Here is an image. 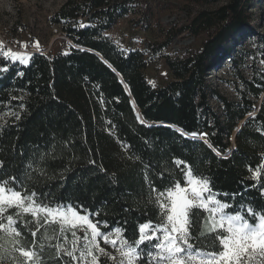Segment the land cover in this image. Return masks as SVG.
<instances>
[{
  "label": "trees",
  "instance_id": "obj_1",
  "mask_svg": "<svg viewBox=\"0 0 264 264\" xmlns=\"http://www.w3.org/2000/svg\"><path fill=\"white\" fill-rule=\"evenodd\" d=\"M127 1L87 0L83 13H91L97 26L69 25L71 45L65 53L34 54L27 66L0 57V68H8L0 71V180L16 176L27 190L52 202L82 206L97 214L91 217L94 221L125 228L129 240L138 236L139 224L160 222L158 209L149 203L153 194L145 177L159 190L174 179L182 182L174 158L208 177L220 199L264 208L260 184L252 187L249 171L264 162V80L236 74L237 104L217 96L222 117L208 104L210 71L223 58L231 61L233 47L253 32V14L247 10L252 0H213L220 3L217 8L196 12L185 4L187 21L176 34L203 39L199 49L165 58L172 78L158 88L145 80L142 52L119 51L104 36L127 12ZM175 2L141 0L135 26L149 27L151 4L156 12L166 13ZM82 7L68 1L52 21H74ZM247 54L264 61V40ZM191 133H206L213 148ZM202 219L194 225V237ZM17 226L24 245L32 246L31 231ZM30 227L35 230L34 224ZM43 229L36 241L37 251L41 242L45 244L44 264H71L66 256L52 258L55 249L41 240ZM192 242L213 250L211 239Z\"/></svg>",
  "mask_w": 264,
  "mask_h": 264
},
{
  "label": "snow or ice",
  "instance_id": "obj_2",
  "mask_svg": "<svg viewBox=\"0 0 264 264\" xmlns=\"http://www.w3.org/2000/svg\"><path fill=\"white\" fill-rule=\"evenodd\" d=\"M33 46L39 50L38 42ZM0 57L25 66L31 59L29 54L6 49L2 41ZM7 70L6 66L0 68V71ZM197 135L213 148L206 133H191L193 139ZM173 164L180 170L182 182L174 179L169 186L159 190L145 177L153 194L149 203L158 209L160 222L139 224L134 240L127 238L125 228H109L107 222L94 221L91 217L97 214H89L82 206L55 203L41 193L27 190L16 176L0 180V264H44L41 253L45 244L41 242L37 251L36 241L41 228L45 229L41 240L49 242L48 247L55 249L52 258L59 260L66 256L71 264H100L102 257L112 264H142L143 261L146 264H264V208L258 209L250 203L234 205L222 200L212 181L198 175L193 165L179 158H174ZM249 171L254 181L252 187L260 184L264 194V162ZM160 178H164L163 173ZM201 216L200 231L194 237V225ZM18 224L31 231L32 246L24 245ZM33 224L35 230H31ZM48 226H56L51 235L47 232ZM201 238L211 239L213 250L192 242ZM61 239L62 243L59 242ZM53 240L58 242L50 243ZM101 240L111 246L115 254L101 247ZM217 247L218 251L215 250Z\"/></svg>",
  "mask_w": 264,
  "mask_h": 264
},
{
  "label": "rangeland",
  "instance_id": "obj_3",
  "mask_svg": "<svg viewBox=\"0 0 264 264\" xmlns=\"http://www.w3.org/2000/svg\"><path fill=\"white\" fill-rule=\"evenodd\" d=\"M68 1H71L73 7H82L87 0H0V41L4 43L6 49L30 56L38 54L49 57L67 52L71 45L67 34L69 25L72 29L97 26L90 19L91 13H83L84 7L77 11L76 20H63L55 24L52 21L53 16ZM151 2L153 4L154 0ZM140 3L141 0H128L127 12L115 21L104 36L110 39L121 29V34L128 40L135 36L142 38L139 51L143 53L146 61L143 74L151 87L158 88L172 78L165 64V58L181 55L187 49H199L203 39V37L195 39L186 33L176 34V31L187 21L186 13L183 11L185 4H189V8L196 12L214 10L220 3H214L213 0H178L171 11L166 13L156 12L154 5L151 4V13L148 15L150 25L147 29L135 26L141 14ZM247 10L253 14V32L247 33V36L233 47L231 61L223 58L207 77L208 104L220 117H222L221 104L217 96L236 104L238 102L236 74L245 79L253 76L257 80H264V63L258 58L250 59L247 54V51L251 50L259 40H264V0H252ZM174 34L176 35L173 36ZM35 42L39 43V50L33 46ZM21 44L27 46L22 47ZM253 113L254 111L248 116H252ZM55 227H47L49 235L53 233ZM69 239H71L70 234ZM59 242L62 243V239ZM100 244L106 251L115 254L114 249L105 245L102 240ZM100 264H112V262L102 257Z\"/></svg>",
  "mask_w": 264,
  "mask_h": 264
},
{
  "label": "built area",
  "instance_id": "obj_4",
  "mask_svg": "<svg viewBox=\"0 0 264 264\" xmlns=\"http://www.w3.org/2000/svg\"><path fill=\"white\" fill-rule=\"evenodd\" d=\"M109 40L119 51L123 52L139 50V45L142 42V38L138 36L132 37L130 40H128L123 36V34H121V29L114 33V35L111 36Z\"/></svg>",
  "mask_w": 264,
  "mask_h": 264
},
{
  "label": "water",
  "instance_id": "obj_5",
  "mask_svg": "<svg viewBox=\"0 0 264 264\" xmlns=\"http://www.w3.org/2000/svg\"><path fill=\"white\" fill-rule=\"evenodd\" d=\"M118 77L120 78V76L118 75ZM124 87H125V89H126V91H128V89H127V87H126V85H124ZM243 122L244 121H242L240 124H239V127L243 124ZM235 133H236V131L233 133V135H232V139H231V141L234 143V137H235ZM196 139H199V140H201V138L200 137H196ZM234 149V145H233V147H232V149L228 152V154H227V156L228 155H230L231 153H232V150Z\"/></svg>",
  "mask_w": 264,
  "mask_h": 264
}]
</instances>
